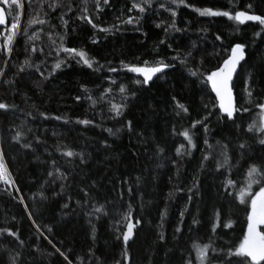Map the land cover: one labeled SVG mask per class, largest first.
Listing matches in <instances>:
<instances>
[{"label":"trees","instance_id":"1","mask_svg":"<svg viewBox=\"0 0 264 264\" xmlns=\"http://www.w3.org/2000/svg\"><path fill=\"white\" fill-rule=\"evenodd\" d=\"M133 2L109 0L105 5L100 0L97 7V0H58V6L50 8L51 0H20V8L11 5L8 22L19 13L21 30L13 39L11 52L0 49V68L4 69L0 102L14 105L0 109V152L13 183L11 190L0 185V228H8L16 236L0 234V264H12L13 258L16 264H68L57 248L72 264H125V250L127 264H184L186 259L195 264L193 241L208 243L212 236L214 247L226 249L242 238L247 208L235 193L244 186L249 164H264V144L259 143L264 135L248 131L254 119L259 123L255 103L264 102V31L257 22L239 25L237 31L236 23L227 17L200 16L194 11L196 7L230 10L228 0H186L192 7L151 0L143 13L128 11ZM233 3L238 10L251 4L249 12L264 14V0ZM170 6L181 30L165 33L173 19L166 11ZM85 8L96 28L80 19ZM129 16L139 17V22H120ZM30 18L46 23L28 25L27 35L35 31L40 37L28 42L22 27ZM161 21L164 23L157 28ZM102 28L110 31L102 32ZM257 31L262 35L255 36ZM58 34L65 36V47L83 49L94 58V67L68 59L51 72L55 60L64 59V53L57 55ZM235 43L245 44V59L232 84L236 108L241 110L229 120L220 114L204 78L222 64ZM33 44L38 51L32 53L30 62L40 64L43 76L35 68L18 69L26 58V48L30 50ZM189 51L191 55L185 57ZM178 53L180 59L173 60ZM137 58L139 64L159 58L171 66L155 74L148 85L138 84L134 81L143 77L121 63H137ZM181 59H187V64ZM196 68L199 75H189V69ZM245 80L251 86L252 104L245 102ZM121 85L124 93L119 91ZM173 97L187 107V113L177 115ZM111 104L125 105L120 116L109 110ZM244 108L249 111H242ZM202 117H206L203 122L208 131L205 133L203 122L191 129L196 146L187 154V141L178 133ZM80 120L91 123L81 124ZM118 128L115 135L105 131L115 133ZM16 131L23 133L18 141L12 139ZM180 145L184 148L178 155ZM225 145L229 163L217 168V161L223 164L220 153ZM65 149L82 153L83 162L81 156H65ZM204 152L209 159L201 168ZM226 178L234 184L226 187ZM258 190L253 185L252 194ZM125 213L134 225L126 243ZM194 218L198 223L193 224ZM229 219L232 224L225 228ZM213 223L217 225L214 233ZM161 233L164 239H160ZM209 256L213 264L225 258L223 253L209 252Z\"/></svg>","mask_w":264,"mask_h":264},{"label":"snow or ice","instance_id":"2","mask_svg":"<svg viewBox=\"0 0 264 264\" xmlns=\"http://www.w3.org/2000/svg\"><path fill=\"white\" fill-rule=\"evenodd\" d=\"M5 4L15 5L16 8H20L21 5L18 3V0H3ZM43 2V0H41ZM109 0H103V3L107 5ZM100 0H97V7H99ZM151 0H142V2H134L132 3L131 7L128 9L129 12H132L133 9L138 10L139 12L143 13L145 11V5H150ZM170 5H175L176 7H180L181 5L185 7H192V5L187 4L186 0H169ZM228 5L230 10H214L211 7H204L194 8V11L200 15V16H211V17H227L230 21H233L236 23L237 28L236 30H239V25L245 24L246 21H252L257 22L260 26V29L264 31V14H250L248 9L252 7L251 4L245 6V10H238L233 3V0H228ZM58 6V0H51V3L48 5L50 8H55ZM161 8H164L165 5L161 3L159 5ZM69 10H71L69 6ZM166 11H169L171 13V17L173 18L168 24L167 27L164 28L165 33L169 31V29H172L174 31H180L181 29L176 27V21L175 17L177 15L174 8L171 6L166 9ZM9 16H12V13H8ZM61 21L66 24L67 21L63 19V16L60 17ZM80 19L86 20L88 24L92 25L93 28H96L97 25L93 24L92 19H89L87 15V9L82 10V15L80 16ZM121 23H127L132 24L134 22H139V17H136L135 20L132 16H129L126 21H120ZM6 23V16H5V10L3 8H0V26L5 25ZM33 23H40L44 24L46 23L45 20H37L36 18H30L27 24L23 25L22 30L25 35H27L29 29L28 25ZM164 22L161 21L160 23L156 24L155 26L157 28L161 27V24ZM21 30V20H20V14L16 13L15 16L12 17V22L10 24V27H7L4 31H0V37H3V43L0 44V49H2L5 53L11 52L12 48V42L13 39L16 37L17 33ZM204 31H207V29H203ZM102 32H108L110 29L102 28L100 29ZM262 31H257L254 33L255 36H261ZM60 39V45L58 46L57 55L62 52L64 53V59H56L55 62L52 64L51 72H54L55 70L61 68L63 64L66 63L68 59H76V62L82 63L83 65H86L88 68H93L95 60L92 57H89L88 53L83 49H77L72 47H65L64 46V40L65 36L63 34H58ZM52 34H49V39H51ZM40 37L37 35V32H32L31 35H27V41L31 42L34 40H39ZM221 36L217 35L216 40H220ZM55 43V41H53ZM92 43H96L95 39L92 40ZM161 44L164 43V40L160 41ZM26 58L21 61V63L18 65V69L20 71H23L26 67L28 68H35L36 71L41 72V75L43 76V72L40 68L39 63H31L32 60V53L38 51L35 44L32 45L31 49L26 48ZM41 54L43 55V50L39 49ZM50 54V53H49ZM191 52L185 53V57L190 56ZM78 58V59H77ZM173 60L180 59L179 53L177 56L172 57ZM245 59V44L243 43H235L231 45L230 54L227 55V58L223 60L222 64L219 65L215 70L211 71L207 76L204 78L206 83L211 85V91L215 93L216 100L218 102L220 113L226 114L227 118L229 120L232 119L234 111H240L241 109H237L233 104V94H232V88L229 86V82L233 78L234 72L237 70V66L240 64L241 61ZM182 64H187V59H181L180 61ZM122 65L127 68V70L131 73H137L140 76L143 77V80H136L135 83H142L144 85H148L149 81L153 79V76L157 73H162L165 68L170 67L171 65L164 62L163 59H156L153 62H149L147 60L143 61V64H139V58H137V63H129L124 64L123 61H121ZM98 70V69H97ZM4 69L0 68V73H3ZM109 71H115V69L110 68ZM51 74V73H49ZM189 75L191 76H198L199 75V68H196L195 70L189 69ZM7 83V82H6ZM250 85L247 80H245V88H244V98L245 102L252 104V92L250 90ZM81 88L84 91H87V88L84 85H81ZM105 92H108L109 89H105ZM119 91L121 93L125 92V88L123 85H121ZM104 97V93H101V98ZM77 100L80 99V97H76ZM87 99L92 101L94 104L96 101L93 100L91 96H88ZM173 100L176 101V98L173 97ZM176 109H177V115H180L181 112L187 113L188 109L185 107L184 104L180 103L179 101H176ZM256 108H258L260 111L258 113L259 116V123L256 122L254 119L252 123L248 125V131L252 132H259L262 135H264V102L255 103L254 105ZM9 107H14V105H8L4 102H0V109H8ZM125 105L124 104H111L110 105V111L115 114V116H120L123 112ZM207 108V105H205ZM215 107V105H213ZM242 111H249L248 108L242 109ZM41 116L44 115V113H40ZM56 119H60V117H56ZM203 121H206V117H202L199 120H193L192 124L188 127L183 129V131L179 132L178 135H181L185 138L188 144V153L191 154L190 149L195 147L193 141V136L195 133L191 131V129L195 128L196 125L201 124ZM81 124H90V120H80L78 121ZM131 126V122H129V127ZM203 128L205 130V133L208 131V124L206 122H203ZM110 135H115L120 131V129H116V132L114 133L112 129H105ZM23 135L21 131H16L15 135H13L12 139L18 141L20 137ZM204 143L208 144L207 135H205ZM259 143L264 144V139L259 140ZM30 145L25 144L24 147H29ZM211 145H209V148ZM241 148H244L245 145L242 143L240 145ZM184 148V145H180L177 147L176 152L177 154H181L182 149ZM59 149V146H58ZM63 154L65 156H81V162H83L82 153H76L72 151L71 149H65L63 150ZM223 156V164H221L219 161H217V168L223 167V165H227L229 163V157L227 153V146H223V151L220 153ZM209 159V153L204 152L202 159L200 161L201 168L204 167V161ZM59 170H57L58 172ZM49 175H52L51 172H49ZM0 180H3L5 182H11L10 180V172L5 164V158L3 153H0ZM234 184V181L231 179H225V186H232ZM253 185H257L259 190L256 191L254 194L253 192ZM195 187V185H193ZM175 191H180L179 188L175 189ZM189 192L192 191V189H188ZM172 193H169V196H171ZM236 199L240 202V204L245 205L247 208V227L243 232L242 238L239 239V242L235 244L234 246H229L226 249L220 248L217 249L213 246V237L209 236L208 243H197L196 241H193V249L196 253V260L195 264H213L212 258L209 256V252L215 253V254H224V259L221 261L216 262V264H264V228H261L260 226H264V164L260 163H251L249 164L248 168L246 169L245 173V183L244 186L240 188L238 192L235 193ZM191 199V197H189ZM250 201V203H249ZM23 202V201H21ZM96 211H100V209H96ZM166 215V209L161 210L160 216L161 220L164 219ZM181 218L184 216V210L182 209L180 212ZM216 219H220V214H215ZM126 222H127V230L123 232V240L127 242L129 238L132 236V230H133V223L130 218L129 213H125L124 216ZM29 219H31V215L29 216ZM137 224L140 223L139 220L136 221ZM198 223V221L194 218L193 224ZM232 224V221L229 219L224 223L225 228H229ZM217 225L216 223L212 224V232L214 233L216 231ZM176 231L179 232L180 228L177 227ZM7 232L11 236H16L15 232H11L8 228H0V234ZM17 239H19L17 237ZM160 239H164L163 233L160 235ZM21 244H23V241H20ZM51 243V241H49ZM55 247V245H53ZM57 252L60 253L61 256L64 257L66 261H68V264H72L70 260H68V256L64 254V252H61L59 248L56 249ZM125 264H127L128 261V253L125 250L123 253ZM228 257H233L234 259L229 260ZM12 264H16V259L13 258ZM119 264V262H117ZM184 264H194V262L190 259H186L184 261Z\"/></svg>","mask_w":264,"mask_h":264},{"label":"water","instance_id":"3","mask_svg":"<svg viewBox=\"0 0 264 264\" xmlns=\"http://www.w3.org/2000/svg\"><path fill=\"white\" fill-rule=\"evenodd\" d=\"M0 8H3V9L5 10V16H6V23H5V25L0 26V30H1V29H2L3 27H5V26L7 25V23H8V15H7V12H6L5 7H4L2 4H0ZM250 14H256V13H252V12H250ZM247 23H256V22L246 21L245 24H247ZM241 63H242V61H241L240 64L237 66V70H236V72H234V74H233V78H232V80L229 82V86L232 88L233 104H234L235 107H236V98H235V94H234V90H233V85H232V84H233L234 78H235V76H236V74H237V72H238V69H239ZM209 87H210V90H211V85H210V84H209ZM211 93L213 94V96H214V98H215V100H216L215 93L212 92V91H211ZM216 103H217V108H218V110H219V106H218V102H217V100H216ZM219 112H220V110H219ZM235 112H236V111H234V113H233V117H234V115H235ZM220 114L223 115V116H226V114H222V113H220ZM226 117H227V116H226ZM233 117H232V118H233ZM125 243H126V242H125Z\"/></svg>","mask_w":264,"mask_h":264},{"label":"rangeland","instance_id":"4","mask_svg":"<svg viewBox=\"0 0 264 264\" xmlns=\"http://www.w3.org/2000/svg\"><path fill=\"white\" fill-rule=\"evenodd\" d=\"M18 3H20V0H18ZM0 4H2V5L5 7L6 12H7V15H8V11H9V9H10L11 6H9V4H5V3L3 2V0H0ZM11 22H12V21H11ZM11 22H8V24H7L5 27H3L0 31H4L7 27H10ZM0 153H1V152H0ZM10 180H11V177H10ZM0 185H2L3 188H6V189H8V190L13 189V183H12V180H11V182H5V181H3V180H0Z\"/></svg>","mask_w":264,"mask_h":264}]
</instances>
